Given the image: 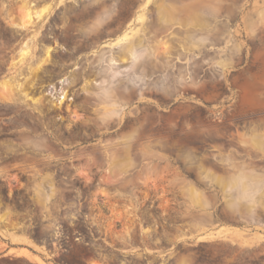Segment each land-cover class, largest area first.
I'll list each match as a JSON object with an SVG mask.
<instances>
[{
	"label": "rangeland",
	"instance_id": "obj_1",
	"mask_svg": "<svg viewBox=\"0 0 264 264\" xmlns=\"http://www.w3.org/2000/svg\"><path fill=\"white\" fill-rule=\"evenodd\" d=\"M0 264H264V0H0Z\"/></svg>",
	"mask_w": 264,
	"mask_h": 264
},
{
	"label": "bare ground",
	"instance_id": "obj_2",
	"mask_svg": "<svg viewBox=\"0 0 264 264\" xmlns=\"http://www.w3.org/2000/svg\"><path fill=\"white\" fill-rule=\"evenodd\" d=\"M27 15H28L29 18H32L33 12H29ZM35 15L40 16V14H38L37 12H35Z\"/></svg>",
	"mask_w": 264,
	"mask_h": 264
}]
</instances>
